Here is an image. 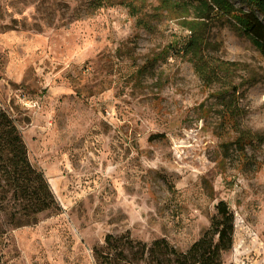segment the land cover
Instances as JSON below:
<instances>
[{
  "label": "rangeland",
  "instance_id": "rangeland-1",
  "mask_svg": "<svg viewBox=\"0 0 264 264\" xmlns=\"http://www.w3.org/2000/svg\"><path fill=\"white\" fill-rule=\"evenodd\" d=\"M106 1L0 0V107L61 206L18 227L0 209V264H104L94 250L151 263L105 236L183 251L220 200L234 215L221 264H264V143L243 157L216 128V86L179 50L184 14L166 0ZM199 32L206 55L235 63L241 124L264 135L263 56L228 19Z\"/></svg>",
  "mask_w": 264,
  "mask_h": 264
},
{
  "label": "trees",
  "instance_id": "trees-1",
  "mask_svg": "<svg viewBox=\"0 0 264 264\" xmlns=\"http://www.w3.org/2000/svg\"><path fill=\"white\" fill-rule=\"evenodd\" d=\"M106 0H95L96 6ZM167 7L184 14L183 25L191 31L179 43V50L190 55L194 73L208 87L216 86L212 93L218 109L219 131L232 133L238 153L246 156L247 147H260L264 143L262 133L242 126L245 115L241 103L243 93L240 83H235V63L215 60L204 53V41L199 30H205L223 18L235 29L247 36L264 58V0H240L241 6L231 0H166ZM188 16L191 19H186ZM159 135H151L156 138ZM7 207V208H6ZM0 209L7 212V220L13 226L35 224L43 211H60L58 203L44 172L28 158L19 120L0 107ZM234 215L225 201H218L209 226L186 250H178L164 238L153 240L150 245L131 239L129 233L120 236L107 234L105 248L125 256V251L140 261L145 255L147 264H221V255L233 244ZM104 264H111L113 253H97ZM115 253V252H114Z\"/></svg>",
  "mask_w": 264,
  "mask_h": 264
}]
</instances>
